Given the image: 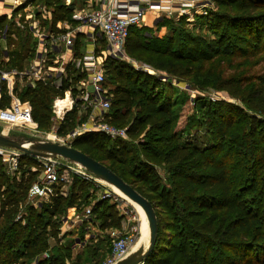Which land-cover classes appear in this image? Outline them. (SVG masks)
Segmentation results:
<instances>
[{
    "label": "trees",
    "instance_id": "1",
    "mask_svg": "<svg viewBox=\"0 0 264 264\" xmlns=\"http://www.w3.org/2000/svg\"><path fill=\"white\" fill-rule=\"evenodd\" d=\"M39 1L50 13L52 34L67 32L59 24H78L73 19L74 7L61 0H33ZM215 2L219 10L199 18L201 24L217 31L226 25L228 32L213 44L182 32L169 39L165 50L150 48L135 32L137 27H131L125 53L141 58L151 54L150 63L156 69L179 81L195 80L203 66L199 63L220 54L219 47L231 37L238 40L232 45L238 49V56L243 50L250 57L261 55L264 62V0ZM9 21L0 15V40L5 39L9 59L2 68L23 71L25 62L36 57L39 42H32L24 30L13 31L7 26ZM75 43V56L83 55L79 36ZM230 43L225 44L226 54H232L227 50ZM67 73L59 87L47 79L30 81L23 87L17 81L13 89L21 102L30 103L39 131L51 128L54 101L72 93L76 103L60 122L59 137H66L86 122L91 112L82 108L75 86L85 74L72 66ZM105 78L112 95L105 121L127 127L128 137L138 143L127 147L123 141L87 132L76 137L71 146L108 167L153 205L158 220L157 243L144 264H264V85L248 87V82L234 77L217 79L218 89L240 99L247 111L259 117L228 102H217L206 106L203 120L190 117L182 124L181 113L174 111L162 92H156L157 79L112 57L105 62ZM10 103L3 85L0 108ZM200 126L205 127L204 138L198 136ZM142 136L144 142L139 140ZM5 166L0 158V264H104L112 247L105 252L98 246L75 254L73 243L62 238L59 219L69 209H80L91 197L96 185L93 181L72 175L68 196L61 195L63 184H56L50 199L38 207H26L25 217H20L21 204L43 168L38 159L21 155L17 169L20 178L16 175L10 179ZM159 170L166 173L165 178ZM107 201H98L91 215H97L102 230L120 229L123 216L117 205Z\"/></svg>",
    "mask_w": 264,
    "mask_h": 264
},
{
    "label": "rangeland",
    "instance_id": "2",
    "mask_svg": "<svg viewBox=\"0 0 264 264\" xmlns=\"http://www.w3.org/2000/svg\"><path fill=\"white\" fill-rule=\"evenodd\" d=\"M61 1L68 6L70 5L74 7L75 11H81L82 9L96 10L103 4V0ZM171 1L174 8L171 15L163 13L157 15L152 12H148L145 16L143 24L135 29V32L142 36V41L146 47L161 48L162 50H165L170 44L169 39L173 36H178V34H181L182 32L187 34L190 33L195 39L199 38L204 42L213 44L214 41L216 39H219L224 32H228L226 29V25H223L217 31L214 28H209L207 25H203L200 23V16H207L210 12H216L219 10V6L215 2V0ZM184 3L193 4L195 10L197 8H203V15H197L193 22L189 21L185 16L182 17L180 10L182 9L181 6ZM19 9L20 10H17L16 13L14 12L15 10L13 11L12 17L7 25L11 26V28H13V31H16L18 28L20 30H24L26 32V35L31 38L32 42H37L38 40L33 34L34 27L32 28V25L36 26L35 28L41 29L40 34L46 35L50 32V13L48 11V8L44 6L42 1H39V3H34L30 11L25 12L23 7H20ZM37 9H39V14L42 15H38L37 17H35V11ZM223 10L227 9L224 8ZM8 11L9 7H6L3 2H0V14H5ZM205 12L207 14H205ZM77 27L78 24L76 26L69 25V27L65 28V30L71 32V36H73L75 39V29ZM16 38L18 39V37ZM229 41L231 43L227 50L231 49L232 54L224 53L226 49L225 44H228ZM237 42L238 40L235 39V37H231L230 39L225 40L224 44L219 47L221 48L220 54L214 56L212 59H210V61H202L201 63H199V65L203 66L200 72L196 74V77H194L196 78L195 80L186 78L184 81H179L167 75L163 70L156 69L150 63V61L152 60L151 54L145 55L141 58L130 57L125 53L127 59H120V62L128 65L135 71H139L143 74L151 76L154 79H157L158 87L156 89V92H162V97L171 102L174 111L178 112L179 114L181 113L182 118L180 122L184 124L186 119L190 117L195 118L196 120H203L201 117L206 118L207 116H205V110L206 106L209 103L215 104L217 102H228L234 106L239 107L242 111H247L245 105L241 102L240 99L233 98L227 92L217 88L218 78H238V80L248 82V87L255 86L256 88H259L264 85V62L261 59V55L258 57H250L251 54H246L245 51L242 50L241 52L243 55L238 56L236 54V50L238 49L233 47L237 44ZM81 45L84 46L83 49ZM35 46L36 45H33V48ZM80 47V49L86 51V48L88 47V41L84 39L83 43L80 44ZM101 47L105 49L107 48L106 41L101 42ZM10 48L13 49V46H10ZM74 51L75 47L73 49V54L75 53ZM208 53L214 55V52L211 53L209 50ZM60 56L61 55L56 54V52H53L51 53V55H49L48 63H53L51 65L46 64L45 68L43 69V71H46L44 73L46 80H52L53 82L57 81V72L62 71L66 66L65 63L67 62V60L65 59L63 63V59H60ZM158 58L159 57H156L155 60H158ZM34 62L35 58L28 59L25 62L24 71L31 68V66L34 65ZM17 81L19 82V85L23 87L31 80L27 78L26 81H23V78L18 77ZM75 86L78 90L77 98H80L81 95L79 93L81 92L80 90L82 88V85L79 82ZM67 96L72 100V106H74V104L76 103V99L72 96V93L68 92L65 98ZM55 105L57 106V104ZM67 112L68 111L66 110L63 111L62 114H59L58 111H53L55 118L53 120L51 128L47 131H39L37 125L33 126L29 124L26 126H20L0 121V133L5 134L9 138L23 142L27 145L48 142V137L50 135H53L54 133H57L59 124ZM247 112L248 114H253L258 117L261 116L251 111ZM81 125L82 124H80L79 126ZM79 126H77L76 129H78ZM198 128V136L204 138L205 127L200 126ZM191 134H194V131ZM193 136L194 135H192V137ZM201 139L200 141L204 142L206 138L203 140ZM139 140L141 142H144V136H142ZM115 141H123L125 142L124 144L127 147H131V144L138 143V141H132V139H130L129 137H127L126 139H117ZM5 165L6 166L4 171L10 179H12L16 175L18 176V178H20V173H18L17 170H12L8 164ZM41 166L42 164H40V167ZM0 170L2 171L3 169ZM159 172L163 178L166 177V173L164 171L159 170ZM71 179V184H67L66 186L67 196L69 194V189L74 178ZM101 200H109L107 201L108 204L117 205V210L119 211L120 215L123 216L122 226L120 229L102 230L100 226L101 221L97 219V215H91L87 213L88 209L94 207V205H96V203ZM43 202L44 201H30L27 199L24 204H21L19 216L25 217L26 207H38ZM106 209L107 207L102 210L105 211ZM59 219L62 222V238H65V243H73L75 254L82 251L87 253L94 250L95 248H98V246L102 248L103 252L110 250L114 239L112 237L113 231H119L121 234H124L127 231L135 232L138 237V242L135 246L136 248H138L140 245H144L147 248L149 245L148 221L143 211L138 213V211L131 203L124 199H121L114 193L111 186L106 184H96L94 190L91 191V197L85 200L80 209H69L66 213L62 214ZM140 226L142 228L141 235ZM85 246H88V248L85 249ZM85 258L86 255L83 257V260ZM106 260L107 259L105 258L103 263ZM89 263L91 264V262Z\"/></svg>",
    "mask_w": 264,
    "mask_h": 264
},
{
    "label": "built area",
    "instance_id": "3",
    "mask_svg": "<svg viewBox=\"0 0 264 264\" xmlns=\"http://www.w3.org/2000/svg\"><path fill=\"white\" fill-rule=\"evenodd\" d=\"M0 2H3L6 7H9V11L3 14L9 20L14 10L16 13L20 7H23L26 12L30 11L34 5L33 0H0ZM181 7V16H185L191 22L194 21L197 15H203V8H197L195 10L193 4L184 3ZM173 10L171 0H103L102 6L96 10L82 9L81 11H77L74 14V19L81 25L75 29V33H80L84 27L90 28L93 30V34L104 38L107 44L105 51L98 52L94 49L78 57L72 52L75 46V39L71 36V32L58 35L49 32L43 35L40 34L41 29L35 28L36 26L32 25L31 27H34L33 34L38 39L39 44L34 65L26 71H18L16 69L6 70L2 68V65L9 61L6 54V42L2 38L0 40V98L1 86L5 85L11 97V103L9 107L4 109L0 108V121L20 126H26L30 123L34 124L30 103L21 102L13 94L14 86L18 77L29 78L34 82L45 81L44 73L46 71H43V69L46 64L51 65L53 63H48L49 55L53 52L57 53L62 48L61 44H64L62 46L66 50L60 56V59H63V63L65 59L67 62L65 63L66 66L64 65V69L57 72V81L54 84L56 87L61 85L63 78L68 75L67 71L69 66L75 67L79 72L85 74V78L80 81L82 85L80 100L83 102L82 108L84 110H90L91 112L88 120L66 137H59L57 133H54L48 137V140L71 145V142L76 137L87 132L100 133L112 140L126 139L128 137L127 127H117L105 121V115L111 107L110 98L112 97L110 89L106 86L105 62L109 57L119 60L123 58L127 59L124 48L129 31L131 27H140L148 12L157 15L160 13L171 15ZM38 14L39 9L35 11V17ZM205 14L207 13L205 12ZM61 26L59 24V28L62 29ZM72 109L73 106L70 110ZM53 111L57 112L54 108ZM21 155L22 153L17 150L0 147V158L2 162L8 164L12 170L18 169ZM38 160L42 164L43 171L28 191L27 199L30 201L35 200L41 202L50 199L55 194V185L61 183L63 184L61 195L67 196L66 186L67 184H71L72 175L93 181L95 184H106L86 172L79 165H73L61 159L40 158ZM120 198L123 199L122 197ZM87 213L91 214V209H88ZM112 237L114 238L112 251L104 264H116L121 261L136 248L135 246L138 242V237L135 232L127 231L121 234L119 231H113Z\"/></svg>",
    "mask_w": 264,
    "mask_h": 264
},
{
    "label": "water",
    "instance_id": "4",
    "mask_svg": "<svg viewBox=\"0 0 264 264\" xmlns=\"http://www.w3.org/2000/svg\"><path fill=\"white\" fill-rule=\"evenodd\" d=\"M0 147L17 150L21 152L22 155H28L35 159L62 158L69 162H74L96 179L114 187L127 200L138 205L142 209L147 218L149 227L148 247L146 248L144 245H140L116 264H144L147 257L153 253L157 243L158 232V220L153 205L108 167L73 148L71 145L61 144L59 142L48 141L27 145L0 133Z\"/></svg>",
    "mask_w": 264,
    "mask_h": 264
},
{
    "label": "crops",
    "instance_id": "5",
    "mask_svg": "<svg viewBox=\"0 0 264 264\" xmlns=\"http://www.w3.org/2000/svg\"><path fill=\"white\" fill-rule=\"evenodd\" d=\"M84 10H86V9H84ZM77 11H75L74 10V14L76 13ZM0 15H3V14H0ZM73 19H74V16H73ZM75 20V19H74ZM76 22H78L77 20H75ZM62 26V29H65V28H67V27H69V24H67V23H64V24H61ZM81 24L78 22V27L80 26ZM67 32H69V31H67ZM94 32H93V30H91L90 28H86V27H84L83 29H82V31L80 32V33H76V36L75 37H77V36H79V41H80V44L81 43H83V40L84 39H86L87 41H88V47L86 48V51H83L82 49H83V45H81V47H82V49H80V51H81V53L82 54H84V53H86V52H90V51H93L94 49H96L98 52H100V51H105V50H102V47H101V43H100V41H99V39L101 40V39H103L102 37H99V36H97V35H95V34H93ZM106 41V40H105ZM75 42H76V38H75ZM76 44V43H75ZM62 45H64V44H61V47L62 48H64V49H59L58 51H57V53L56 54H60V55H63L64 54V50H65V47L64 46H62ZM7 47V46H6ZM75 47V46H74ZM74 47H73V49H74ZM73 49H72V52H73ZM75 54V53H74ZM67 94V93H66ZM66 96V95H65ZM70 99V98H69ZM57 100V99H56ZM56 100L54 101V109L56 110V105L55 104H58L59 102H58V100H57V102H56ZM63 100H65L66 101V98L65 99H63ZM56 102V103H55ZM69 103V106L65 109V110H63V111H70V108L72 107V100L70 99V102H68ZM57 111V110H56ZM36 124V123H35ZM37 125V124H36ZM51 242L53 243V240H51Z\"/></svg>",
    "mask_w": 264,
    "mask_h": 264
},
{
    "label": "bare ground",
    "instance_id": "6",
    "mask_svg": "<svg viewBox=\"0 0 264 264\" xmlns=\"http://www.w3.org/2000/svg\"><path fill=\"white\" fill-rule=\"evenodd\" d=\"M58 104H57V111H58V113L59 114H62V112H63V110H65L68 106H69V103L68 102H70V99H69V97L67 96L66 97V101L65 100H58ZM110 186V185H109ZM111 188L113 189V191L118 195V196H120V197H122L123 199H126L118 190H116L114 187H112L111 186ZM127 200V199H126ZM129 203H131L134 207H135V209L138 211V213L139 212H142V209L138 206V205H136V204H133L132 202H130L129 200H127ZM144 213V212H143ZM141 233H142V228H141V226H140V235H141Z\"/></svg>",
    "mask_w": 264,
    "mask_h": 264
}]
</instances>
